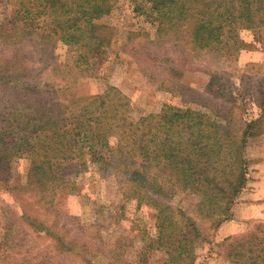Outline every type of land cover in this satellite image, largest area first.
Wrapping results in <instances>:
<instances>
[{
    "label": "rangeland",
    "instance_id": "1",
    "mask_svg": "<svg viewBox=\"0 0 264 264\" xmlns=\"http://www.w3.org/2000/svg\"><path fill=\"white\" fill-rule=\"evenodd\" d=\"M28 1L0 0V33L12 31L10 40L16 39V30L23 25L21 12ZM137 6L131 0H117L99 20L111 27L113 35L90 68L79 62L83 59L76 46L57 38L35 43L17 35L24 40L17 46L18 53L32 69L29 77L33 74V83L42 90L33 98L41 103L68 102L73 93L98 94L112 84L129 98L134 119L158 113L165 104L204 110L202 102L210 100L232 108L235 119L221 123L236 135L244 122L256 120L244 146L246 183L229 218L212 225V218L198 212L200 196L191 190H178L162 201L173 209L177 225L191 233L194 254L193 259L188 255V263L264 264V27L241 30L243 43L236 55L215 56L217 62L209 66L213 57L200 52L186 66L172 42L157 36L156 21L147 6ZM35 19L30 25L43 17ZM11 42H0V56L14 52ZM211 75L216 79L209 87ZM9 92L0 87V108L10 104L13 94ZM12 102L22 105L19 99ZM114 140L108 147L97 144L93 149L107 155ZM92 154L83 143L65 154L69 158L58 156L56 169L62 184L49 204L27 186L29 157L7 159L0 154V255L41 264H183L167 255V236L159 239L157 209L124 194L117 171L102 166ZM26 215L43 219L64 244L43 231L33 232ZM189 219L198 232L187 225Z\"/></svg>",
    "mask_w": 264,
    "mask_h": 264
},
{
    "label": "trees",
    "instance_id": "2",
    "mask_svg": "<svg viewBox=\"0 0 264 264\" xmlns=\"http://www.w3.org/2000/svg\"><path fill=\"white\" fill-rule=\"evenodd\" d=\"M116 1L29 0V6L21 12L23 25L16 30V39L7 38L12 31L0 33L1 43L12 41L15 46L8 57L0 56V87L13 94L10 104H5L4 110L0 108V154L7 159L29 157L27 186L49 204L62 184L56 159L60 155L69 158L67 152L86 144L95 160L117 171L124 194L157 209L158 236L161 240L167 236V255L190 264L186 259L189 254L193 259L194 254L191 233L177 225L173 209L162 200L178 190H191L200 196L198 212L212 218V225L229 218L246 183L244 146L256 120L244 122L242 132L236 135L221 123L235 119L232 108L210 100L202 102L204 110L165 104L158 113L134 119L130 116L129 98L112 84L102 93H73L68 102L41 103L33 96L42 90L33 83V74L29 77L32 69L18 53L17 46L24 42L18 36L35 43L57 38L76 46L83 59L79 62L90 68L92 60L100 58L111 43V27L99 20L110 13ZM131 1L138 4V9L147 6L156 21L157 36L172 42L186 66L191 56L200 52L213 57L209 66L217 62L215 56L230 58L243 43L239 38L241 30L264 27V0ZM35 16L43 17V25H30ZM210 79L208 86L212 87L216 78L211 75ZM12 98L19 99L22 105L16 106ZM111 138L115 140L107 155L93 149L97 144L108 147ZM24 217L33 232L43 231L64 244L63 238L43 219ZM187 225L198 232L190 219ZM263 251L261 248L262 257ZM0 258V264H41L26 259L11 261L13 257L6 253Z\"/></svg>",
    "mask_w": 264,
    "mask_h": 264
}]
</instances>
